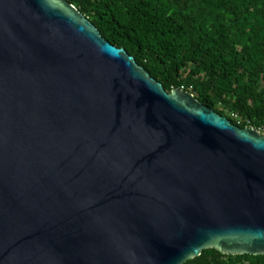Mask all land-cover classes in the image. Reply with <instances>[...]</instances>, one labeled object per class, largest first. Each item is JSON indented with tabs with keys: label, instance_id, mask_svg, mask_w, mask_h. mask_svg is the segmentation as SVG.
Masks as SVG:
<instances>
[{
	"label": "water",
	"instance_id": "obj_1",
	"mask_svg": "<svg viewBox=\"0 0 264 264\" xmlns=\"http://www.w3.org/2000/svg\"><path fill=\"white\" fill-rule=\"evenodd\" d=\"M264 255V135L163 85L67 0H0V264Z\"/></svg>",
	"mask_w": 264,
	"mask_h": 264
},
{
	"label": "trees",
	"instance_id": "obj_2",
	"mask_svg": "<svg viewBox=\"0 0 264 264\" xmlns=\"http://www.w3.org/2000/svg\"><path fill=\"white\" fill-rule=\"evenodd\" d=\"M165 91L264 130V0H67ZM184 264H264L207 249Z\"/></svg>",
	"mask_w": 264,
	"mask_h": 264
},
{
	"label": "built area",
	"instance_id": "obj_3",
	"mask_svg": "<svg viewBox=\"0 0 264 264\" xmlns=\"http://www.w3.org/2000/svg\"><path fill=\"white\" fill-rule=\"evenodd\" d=\"M258 130L260 131L261 134L264 135V130H260V129H258Z\"/></svg>",
	"mask_w": 264,
	"mask_h": 264
}]
</instances>
